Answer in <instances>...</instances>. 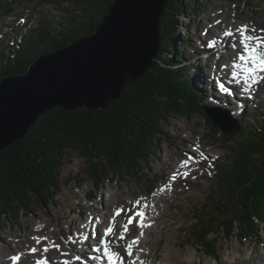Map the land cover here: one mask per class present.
Here are the masks:
<instances>
[{"label":"trees","instance_id":"16d2710c","mask_svg":"<svg viewBox=\"0 0 264 264\" xmlns=\"http://www.w3.org/2000/svg\"><path fill=\"white\" fill-rule=\"evenodd\" d=\"M18 1L0 0V19ZM28 1L54 5L64 16L43 19L21 39L14 38L10 53L0 51V80L24 73L42 53L92 34L114 2ZM196 4V0L193 4L168 0L160 18V53L155 65L128 83L109 107L71 111L54 106L41 114L23 137L0 151V227L18 220L24 212L32 213L38 204L52 202L62 189V168L76 152L87 159L84 175L97 189L116 175L148 181L145 163L160 142L171 139L165 127L176 116L200 113L209 126L208 135L223 142L229 157L216 162V186L200 215L194 216L197 244L205 254L217 257L219 232L230 237L236 230L240 239L259 237L264 224V115L251 127L240 121V129L228 134L216 127L204 109L205 95L181 61L185 44L181 43L180 50L171 48L178 36L175 17ZM153 185H148L149 191L156 189Z\"/></svg>","mask_w":264,"mask_h":264},{"label":"rangeland","instance_id":"374dc122","mask_svg":"<svg viewBox=\"0 0 264 264\" xmlns=\"http://www.w3.org/2000/svg\"><path fill=\"white\" fill-rule=\"evenodd\" d=\"M193 1L188 0L192 4ZM196 1V8L188 7L189 12H181L175 17L178 36L174 42H171V48L180 50L181 43L185 44L186 52L181 61L187 66L188 74L194 84L205 95L204 105L227 108L225 107L227 106L225 95L230 90L227 88V83L223 86L227 89L225 92L218 88L220 87L219 82L215 86L211 81V71L208 68L211 64L209 58L211 55L214 56L212 63L218 68L220 64L217 63V59L226 54V58L224 57L221 63L223 67L228 66L230 70L237 58L238 50L232 45L236 44L234 41H239L237 29L240 25L242 27L247 24L251 26V29H256L255 35H264L260 31L264 29V0ZM11 7L13 10L0 19V51L5 50L8 53L12 51L11 45L14 38L21 39L29 28L38 27L43 19L57 20L64 16V13H61L56 6L46 3L37 5L36 1L21 0ZM214 19H217V24H219L217 35L209 34L207 29L205 30ZM231 29L237 32V35L233 36L232 40L230 39L232 48L230 54L219 45L218 37ZM210 41H215L214 47L208 46ZM238 47L240 48L239 43ZM223 72H225L224 68L217 72L222 80L220 75ZM199 74H204L205 79L208 77L210 81L206 80L204 84H201ZM214 86L221 98V101L216 103L211 91ZM257 88L259 89L256 85L251 91H246L243 87H239L236 93L239 104L234 105L235 110H230L234 119L242 121L248 127H251V123L258 122L264 115V102L258 103L259 100L254 93V89ZM261 97L264 99V92ZM240 109H243L244 114ZM208 129L206 119L200 113L193 114L191 117L176 116L173 118L164 129L170 134V141L160 142L144 165V172L149 178L146 182L140 181L138 177L125 174L116 175L97 189L93 182L84 175L85 168L88 167L87 159L77 152L73 153L62 168V189L55 199L47 204L36 205L32 213L24 212L18 220L6 221L2 224L0 254L3 252L6 263L9 261L10 264H16L12 258L17 255H23L24 262L21 264H38L42 260H37V257L42 258L43 256V260L47 259V264H82L85 260L81 257V253L86 249L91 253L93 250L89 246L85 249V243L93 240L95 231L104 237L105 228L110 226L114 219V227L117 226V228L115 234L110 236L112 249L120 254L124 264L134 262L127 254V245L137 238L140 241L144 236L148 237L152 250H156L155 260L149 259L152 264H164L163 255L169 256V251L173 250L178 251V264L183 258L188 257V251L194 255L193 261H187L184 264H204L207 260L215 264L220 259L228 260L226 264H264V224L257 238L240 239L236 230L230 237H227L224 232H219L217 234L219 243L217 257L205 254L193 235L196 220L194 216L195 214L200 215L201 209L210 200L214 186H216L213 174L215 164L218 160L229 157V152L223 142L208 135ZM169 156L175 161L173 162ZM184 161H188L189 164H187L191 166H179ZM173 175L175 179H172ZM149 184H154L156 189L149 191ZM92 192H95V196L89 199ZM137 201L140 202L138 206ZM95 207L98 211L101 209L102 211L96 214ZM118 209L125 210L124 221L118 216L115 217ZM129 209L133 211L130 212ZM106 210L109 211L108 219L104 213ZM135 211L144 213L146 223L151 226L149 235L146 233L144 235L143 230L137 226V221H135L133 225L128 226L125 239L119 240L118 237L124 225L122 222L126 223ZM104 218L107 221H104ZM95 222L101 224L99 229L95 227L97 226ZM87 224L89 226H87V232L82 234L81 229ZM43 226L46 229H43ZM40 230L41 233H39ZM130 232H133L132 238L127 237ZM37 237L40 238V242H44L40 247ZM45 238L51 240L44 241ZM138 244L134 245L132 256H139L142 253V250H138ZM53 245L59 247H53ZM44 246L47 247V251H44ZM51 248L54 251L50 253ZM240 248L244 249L242 255L239 252ZM32 249L39 252L42 250L43 253L36 256L33 254L36 251L33 252ZM66 250H68L67 253H65ZM231 253L233 256L229 258ZM240 256L243 261L238 263L236 260ZM0 264H3L1 260ZM85 264H88L87 261Z\"/></svg>","mask_w":264,"mask_h":264},{"label":"water","instance_id":"95a60500","mask_svg":"<svg viewBox=\"0 0 264 264\" xmlns=\"http://www.w3.org/2000/svg\"><path fill=\"white\" fill-rule=\"evenodd\" d=\"M168 0H114L92 34L42 53L20 75L0 80V151L54 106L104 109L152 68L160 53V18ZM221 132L240 129L228 109L204 105Z\"/></svg>","mask_w":264,"mask_h":264},{"label":"bare ground","instance_id":"6f19581e","mask_svg":"<svg viewBox=\"0 0 264 264\" xmlns=\"http://www.w3.org/2000/svg\"><path fill=\"white\" fill-rule=\"evenodd\" d=\"M254 21V20H253ZM218 23V20L217 19H214L213 20V23H210L211 25L208 27V28H205V30L207 29V31H208V33L209 34H216V33H219L218 32V30H217V27H219V24H217ZM252 24V23H251ZM247 25V24H246ZM248 26V28L249 29H251V26H249V25H247ZM261 26V25H260ZM240 28H241V25H240ZM232 30V29H231ZM229 30L231 33H233V35L231 36V37H228V36H226L225 35V32H224V34L222 35V36H219L218 38L220 39V43H219V45H221L223 48H224V51L225 52H227V53H230L231 54V50H232V48H231V41H230V39L232 40L233 38V36H235V35H237V32H235L234 30ZM261 30V29H260ZM257 33V32H256ZM217 35V34H216ZM262 35V34H261ZM216 37V36H215ZM239 37V36H238ZM218 40V39H217ZM234 40H235V38H234ZM233 40V41H234ZM235 43H236V48H237V50H240V48L238 47V43H239V41L237 42V41H234ZM221 48V47H220ZM226 54H224L223 56H221L220 58H218L217 59V63L218 64H220L219 65V67L218 68H216L214 65H213V63H212V61H213V55H211V57L209 58V61L211 62V64L208 66V68L210 69V79H211V81L215 84V86H216V84H217V82H219L220 83V81L222 82V79H220L219 78V76H218V71L222 68H224L225 69V72H223L222 73V75H220V76H222V78H223V82H224V84L225 83H227V88L230 90V92H228V94H226L225 95V99H226V102H225V104L229 107V108H233V109H235L234 108V105H238L239 104V101H237L238 100V96H237V94L236 93H238V91H239V89L236 87H234V86H230V84H229V82L227 81V78L228 77H230L229 75H228V72H230V70H229V67L227 66H225V67H223V65H222V63H221V61L223 60V58L225 57L226 58ZM236 62V61H235ZM199 73V72H198ZM198 78H199V81L201 82V84H204L205 83V81L206 80H208V81H210V79L208 78V77H206V79H205V77H204V74L202 75V74H199V76H198ZM199 82V83H200ZM215 86H214V88L212 87V98H213V100H214V102L216 103V102H220L221 100V98H219V93H217L218 91H217V89H215ZM202 87V86H201ZM220 90H221V88L220 87H218ZM238 90V91H237ZM264 92V82H261V83H259V89L257 88V89H254V93H255V95H256V98H258V100H259V102L258 103H262V102H264V99L261 97L262 96V93ZM212 100V101H213ZM231 101H235V102H231ZM170 157V156H169ZM170 159L172 160V157H170ZM183 159V158H182ZM173 161V160H172ZM175 161V160H174ZM173 161V162H174ZM182 161V160H181ZM189 164V163H188ZM187 164V165H188ZM179 166H181V165H179ZM189 167L191 166V165H188ZM184 167H187V166H184ZM156 204V203H155ZM158 205V204H157ZM155 207V206H154ZM158 207V206H157ZM104 209H105V207H104ZM95 212H96V214H99V212H101L102 211V209H101V211L99 210H97V208L95 207ZM108 210H106L104 213H105V217H107V219H108V217H109V215H108ZM124 215H125V211L124 212H122ZM149 213H150V211H149ZM129 215V214H128ZM127 215V216H128ZM149 215V214H148ZM101 217V216H100ZM116 217V216H115ZM105 220L104 221H107V219L106 218H104ZM89 223V222H88ZM96 223V222H95ZM97 224V226H96V228H98L99 229V226L101 225L100 223L98 224V223H96ZM65 226V225H64ZM87 226H88V224L85 226V228H82L81 229V231L83 232H81L82 234H85V232H87ZM45 227H46V225H45ZM44 226H43V229H46ZM48 227V226H47ZM89 227V226H88ZM109 226H107L106 228H108ZM105 228V229H106ZM117 228V226L116 227H114V229H116ZM150 228H151V226H145V227H143L142 228V230H143V232H144V235H146V234H148L149 235V230H150ZM42 229V228H41ZM39 231V230H38ZM43 232V231H42ZM52 232V231H51ZM89 232V231H88ZM151 232V231H150ZM39 233H41V230H40V232ZM146 233V234H145ZM10 236V235H9ZM148 237L147 236H144L140 241H139V246H137L138 247V250L140 249V250H142V253L138 256V255H134V256H132L131 255V259L134 261L132 264H152V262L151 261H149V259L151 260V258H152V260L154 259L155 260V258H154V256H156V250L155 251H153L152 250V245L150 244V243H148L149 242V240L147 239ZM24 239V238H23ZM261 239V238H260ZM30 240H33V239H30ZM50 241L49 239H45L44 241ZM42 243L44 244V242L43 241H41L40 243H39V247L42 245ZM33 244V243H32ZM85 244H87V243H85ZM38 246V245H37ZM145 246H147L146 248H145ZM22 247V246H21ZM45 247V246H44ZM43 247V248H44ZM54 247V246H53ZM90 247V246H89ZM149 247H150V249H149ZM64 248V247H63ZM136 248V247H135ZM40 249V248H39ZM241 249V248H240ZM239 249V252L241 253V255L243 254V251H244V249H241L240 250ZM60 250V249H59ZM65 250V249H64ZM236 250V249H235ZM51 251L53 252L54 250H53V248H51L50 249V253H51ZM134 251V250H133ZM68 252V250H66V252L65 253H67ZM88 252H90V250L88 251ZM28 253V252H27ZM41 253H43L42 252V250H41V252H39V251H36V253H33V254H35L36 256L37 255H39V254H41ZM61 253H62V251H61ZM60 253V254H61ZM64 253V254H65ZM234 253V252H233ZM169 256H166V254H164L163 255V258L165 259V263L164 264H178V251H176V250H173V251H169ZM1 255V257H0V260H1V262H3V264H10L9 263V261H7V263H6V261H5V256L3 255V252L0 254ZM30 255H32V254H30ZM46 255V254H45ZM69 255V254H68ZM162 255V254H161ZM159 256V255H158ZM183 256V255H182ZM187 258L186 259H182V261H180V264H184V263H186L187 261H191L192 259H193V257H194V255H193V253H191V252H187ZM233 256V254L231 253L230 255H229V258L230 257H232ZM41 257V256H40ZM44 257V256H43ZM43 257H42V259H43ZM85 261H87V263L89 264H106L105 263V261H103V259H101V257H99V256H96V257H91L89 254H83L82 256H81ZM50 258V257H49ZM228 258V259H229ZM37 259L39 260L40 258H38L37 257ZM243 258H242V256H240L236 261L238 262V263H241L243 260H242ZM36 260V259H35ZM124 260H125V258H124ZM244 260H245V258H244ZM193 261V260H192ZM228 261V260H227ZM227 261H224L223 259H220V261L218 262V263H215V264H226V262ZM22 262H24V261H22ZM53 262V261H52ZM12 264V263H11ZM204 264H212L211 262H209V260H207Z\"/></svg>","mask_w":264,"mask_h":264},{"label":"snow or ice","instance_id":"6c2138e0","mask_svg":"<svg viewBox=\"0 0 264 264\" xmlns=\"http://www.w3.org/2000/svg\"><path fill=\"white\" fill-rule=\"evenodd\" d=\"M260 31L264 33V29H261ZM237 32L239 33V45L242 48V51L237 53L239 62H233L232 76L233 78H240L245 85L246 91H251L253 85L264 82V76L260 75V73H264V50H261L264 49V35H255L254 33L256 32V29H249L247 25H244L241 28L237 29ZM225 35L231 37L233 33L226 32ZM208 46L214 47L215 41H210ZM232 46L233 48H235L236 44H233ZM220 87L223 91L227 92V89H225L223 85H220ZM187 163L188 161H184L182 162L181 166H186ZM172 179H175V175H173ZM139 203L140 202L137 201L136 205L138 206ZM123 211L125 210L118 209L115 215L119 216ZM128 211L131 212L133 210L129 209ZM143 217V212L135 211L134 214L131 215L128 218L127 222L123 225L118 239H125V233H127L128 231V226L133 224L134 221H137V218H139V220L137 221L138 225L140 227H144L145 225L143 223ZM114 224L115 220L113 219V221L110 223V226L104 230V237L115 234ZM36 239L37 243H39L40 238L37 237ZM101 243L104 245V254L108 258L109 264H124L123 258L120 256V254L111 250V248L109 247V241L107 239L102 238ZM138 243L139 240L137 238L127 245L126 251L129 256L132 255V249L134 245ZM53 246L57 248L59 247L58 245ZM47 250V247H45L44 251ZM96 250L99 251V249ZM32 251L35 252L36 249H32ZM12 259L14 261H18L19 257H13ZM38 264H46V262H38Z\"/></svg>","mask_w":264,"mask_h":264}]
</instances>
